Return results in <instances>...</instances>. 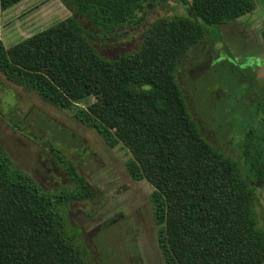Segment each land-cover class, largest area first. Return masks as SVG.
<instances>
[{
    "label": "trees",
    "instance_id": "16d2710c",
    "mask_svg": "<svg viewBox=\"0 0 264 264\" xmlns=\"http://www.w3.org/2000/svg\"><path fill=\"white\" fill-rule=\"evenodd\" d=\"M22 1L0 0V18ZM156 1L66 0L72 16L11 48L0 40V74L71 111L109 149H128L125 171L153 187L164 264H264V227L255 212L264 189V84L252 65L233 62L227 72L233 107L217 115L234 119L232 158L203 136L176 77L187 52L252 13L255 2L180 0L185 14L154 21L137 51L115 60L98 53L91 40L139 27ZM259 34L264 41V25ZM90 98L86 108L75 106ZM50 151L75 185L67 196L44 191L0 147V264H90L61 208L92 190L61 152Z\"/></svg>",
    "mask_w": 264,
    "mask_h": 264
},
{
    "label": "rangeland",
    "instance_id": "374dc122",
    "mask_svg": "<svg viewBox=\"0 0 264 264\" xmlns=\"http://www.w3.org/2000/svg\"><path fill=\"white\" fill-rule=\"evenodd\" d=\"M253 1L252 13L219 26V36L217 32L207 35L182 58L176 73L203 136L232 158H238V152L235 141H230L236 130L234 119L226 117L228 108L233 107L232 95L223 85L227 72L233 62L252 65L257 81L264 80L260 76L264 69V42L259 37L264 24V0ZM184 14L180 0H157L139 27L110 40L95 38L91 42L102 57L115 60L137 51L154 21ZM72 15L66 0H24L1 13L0 40L5 48H11ZM219 37L221 42L215 43L213 39ZM92 102L91 98L84 99L75 106L86 108ZM218 110L227 113L225 120H221L222 113L217 115ZM52 146L72 163L92 190L86 200L71 201L61 208L67 227L76 233L88 262L163 264L149 203L153 187L128 177L124 169V163L131 159L128 149L121 145L109 149L95 131L77 122L71 111L50 106L0 74V147L44 191L64 197L76 188L66 167L53 157ZM255 212L264 227V189L257 192ZM133 246V250L127 249ZM130 253L137 255L139 261L135 262Z\"/></svg>",
    "mask_w": 264,
    "mask_h": 264
},
{
    "label": "flooded vegetation",
    "instance_id": "af4514ba",
    "mask_svg": "<svg viewBox=\"0 0 264 264\" xmlns=\"http://www.w3.org/2000/svg\"><path fill=\"white\" fill-rule=\"evenodd\" d=\"M264 25V24H263ZM261 30V29H260ZM260 33V32H259ZM259 37H260V34H259ZM261 39V38H260ZM261 41H262V39H261ZM264 42V41H263ZM125 169V168H124ZM127 173V172H126ZM128 175V174H127ZM128 177H129V175H128ZM130 178V177H129ZM131 179V178H130ZM132 180V179H131ZM133 182H136V181H134V180H132ZM139 182H143V181H139ZM139 182H136V183H139ZM150 196V195H149ZM149 203H150V200H149ZM150 206H151V203H150ZM151 212H152V207H151ZM152 218H153V213H152ZM153 222H154V219H153ZM154 226H155V223H154ZM155 228H156V226H155ZM157 228H156V231H155V235H156V244H157V251L159 252V255H161V252H160V247H159V243H158V239H157ZM133 248H134V246L133 247H130V248H127V249H131V250H133ZM130 252H132V251H130ZM130 255H131V257L134 259V261L136 262V261H139V257L137 256V255H133L132 253H130ZM160 259H161V261L163 262V259H162V256L160 257ZM136 264H139L138 262L136 263ZM164 264V263H163Z\"/></svg>",
    "mask_w": 264,
    "mask_h": 264
},
{
    "label": "water",
    "instance_id": "95a60500",
    "mask_svg": "<svg viewBox=\"0 0 264 264\" xmlns=\"http://www.w3.org/2000/svg\"><path fill=\"white\" fill-rule=\"evenodd\" d=\"M261 75H263L262 77L264 78V69L262 70L260 76H261ZM258 82H259V81H258ZM259 83H260V84H261V83H264V80H263V82H259ZM261 85H262V84H261Z\"/></svg>",
    "mask_w": 264,
    "mask_h": 264
}]
</instances>
